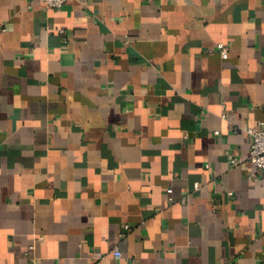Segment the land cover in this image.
Wrapping results in <instances>:
<instances>
[{"label":"crops","instance_id":"crops-1","mask_svg":"<svg viewBox=\"0 0 264 264\" xmlns=\"http://www.w3.org/2000/svg\"><path fill=\"white\" fill-rule=\"evenodd\" d=\"M262 121L264 0H0V264H264Z\"/></svg>","mask_w":264,"mask_h":264},{"label":"built area","instance_id":"built-area-1","mask_svg":"<svg viewBox=\"0 0 264 264\" xmlns=\"http://www.w3.org/2000/svg\"><path fill=\"white\" fill-rule=\"evenodd\" d=\"M46 5L50 8H61L64 6L69 0H42ZM219 50L222 54L228 53V47L224 43H220L218 45ZM250 134L252 135L251 141V150L249 159L251 162L261 171V178L264 180V121L257 124L254 127H250L249 129ZM232 163L234 166H237L241 163L242 159L238 156L233 154L229 155ZM253 180L257 179L258 176L252 174L250 176ZM115 256H121L122 253L120 250H114Z\"/></svg>","mask_w":264,"mask_h":264}]
</instances>
